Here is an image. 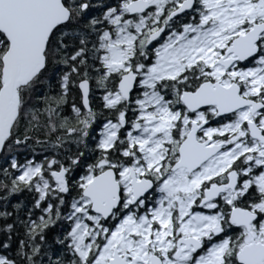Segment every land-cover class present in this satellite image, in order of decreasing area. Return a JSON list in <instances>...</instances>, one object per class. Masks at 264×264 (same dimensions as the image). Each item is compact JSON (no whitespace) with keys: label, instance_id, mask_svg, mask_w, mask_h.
I'll return each instance as SVG.
<instances>
[{"label":"snow or ice","instance_id":"1","mask_svg":"<svg viewBox=\"0 0 264 264\" xmlns=\"http://www.w3.org/2000/svg\"><path fill=\"white\" fill-rule=\"evenodd\" d=\"M0 264H264V0H0Z\"/></svg>","mask_w":264,"mask_h":264}]
</instances>
